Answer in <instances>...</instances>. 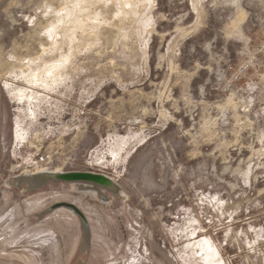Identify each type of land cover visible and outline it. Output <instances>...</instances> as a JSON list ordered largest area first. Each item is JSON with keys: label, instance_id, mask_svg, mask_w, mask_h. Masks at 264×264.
<instances>
[{"label": "rangeland", "instance_id": "obj_1", "mask_svg": "<svg viewBox=\"0 0 264 264\" xmlns=\"http://www.w3.org/2000/svg\"><path fill=\"white\" fill-rule=\"evenodd\" d=\"M263 72L264 0H0V264H264Z\"/></svg>", "mask_w": 264, "mask_h": 264}, {"label": "built area", "instance_id": "obj_2", "mask_svg": "<svg viewBox=\"0 0 264 264\" xmlns=\"http://www.w3.org/2000/svg\"><path fill=\"white\" fill-rule=\"evenodd\" d=\"M262 77L264 78V72H263V74H262ZM47 158H48V155H46V154H42V155H40V157H39V162H40V163L45 162V161L47 160Z\"/></svg>", "mask_w": 264, "mask_h": 264}, {"label": "water", "instance_id": "obj_3", "mask_svg": "<svg viewBox=\"0 0 264 264\" xmlns=\"http://www.w3.org/2000/svg\"><path fill=\"white\" fill-rule=\"evenodd\" d=\"M72 177L95 178V176L88 175V174H78V175H73ZM96 178H97V177H96Z\"/></svg>", "mask_w": 264, "mask_h": 264}]
</instances>
